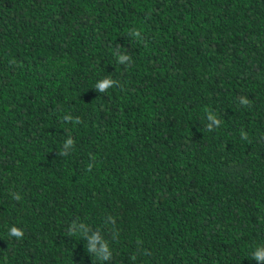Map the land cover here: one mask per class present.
Instances as JSON below:
<instances>
[{"label":"trees","instance_id":"trees-1","mask_svg":"<svg viewBox=\"0 0 264 264\" xmlns=\"http://www.w3.org/2000/svg\"><path fill=\"white\" fill-rule=\"evenodd\" d=\"M256 253L264 0H0V264Z\"/></svg>","mask_w":264,"mask_h":264},{"label":"clouds","instance_id":"clouds-1","mask_svg":"<svg viewBox=\"0 0 264 264\" xmlns=\"http://www.w3.org/2000/svg\"><path fill=\"white\" fill-rule=\"evenodd\" d=\"M110 82L109 81H106L104 84H102L100 87L101 89L103 90L104 88H106L108 86ZM13 233L16 234V235H22V233L18 230V229H13ZM256 258L257 259H264V253H256Z\"/></svg>","mask_w":264,"mask_h":264}]
</instances>
